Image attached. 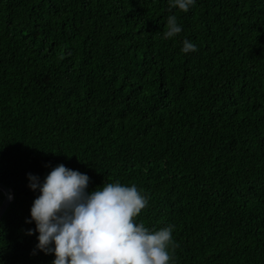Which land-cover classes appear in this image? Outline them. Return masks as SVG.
I'll return each instance as SVG.
<instances>
[{
    "label": "trees",
    "instance_id": "trees-1",
    "mask_svg": "<svg viewBox=\"0 0 264 264\" xmlns=\"http://www.w3.org/2000/svg\"><path fill=\"white\" fill-rule=\"evenodd\" d=\"M168 8L0 0V264H52L27 235L28 175L60 164L89 191L141 189L136 220L175 225V264H264V0ZM172 14L183 31L164 40Z\"/></svg>",
    "mask_w": 264,
    "mask_h": 264
},
{
    "label": "clouds",
    "instance_id": "clouds-1",
    "mask_svg": "<svg viewBox=\"0 0 264 264\" xmlns=\"http://www.w3.org/2000/svg\"><path fill=\"white\" fill-rule=\"evenodd\" d=\"M197 0H168V10L187 13ZM183 31L175 14L166 22L164 40ZM184 54L198 47L183 41ZM29 188L39 195L33 201L27 235L36 233L33 254L53 255L52 264H175L174 224L149 229L136 218L149 205V197L135 184L104 183L89 191L90 177L60 164L41 182L29 174Z\"/></svg>",
    "mask_w": 264,
    "mask_h": 264
},
{
    "label": "water",
    "instance_id": "water-1",
    "mask_svg": "<svg viewBox=\"0 0 264 264\" xmlns=\"http://www.w3.org/2000/svg\"><path fill=\"white\" fill-rule=\"evenodd\" d=\"M0 190L5 194V199L2 205L0 206V220H1L13 200L14 192L13 189L6 187L1 182H0Z\"/></svg>",
    "mask_w": 264,
    "mask_h": 264
}]
</instances>
